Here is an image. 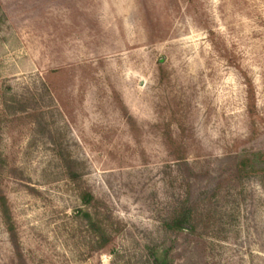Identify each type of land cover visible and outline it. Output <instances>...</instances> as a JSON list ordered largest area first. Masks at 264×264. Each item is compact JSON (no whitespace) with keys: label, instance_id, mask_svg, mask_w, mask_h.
<instances>
[{"label":"rangeland","instance_id":"obj_1","mask_svg":"<svg viewBox=\"0 0 264 264\" xmlns=\"http://www.w3.org/2000/svg\"><path fill=\"white\" fill-rule=\"evenodd\" d=\"M0 264H264V0H0Z\"/></svg>","mask_w":264,"mask_h":264},{"label":"trees","instance_id":"obj_2","mask_svg":"<svg viewBox=\"0 0 264 264\" xmlns=\"http://www.w3.org/2000/svg\"><path fill=\"white\" fill-rule=\"evenodd\" d=\"M3 215L5 217L8 216L6 208H4L3 204ZM8 221V219H7ZM168 228L174 231H180L184 229H189L191 225V215H190V208L183 206L176 215H174L170 221L167 223ZM9 234L12 239V243L15 247H17V242L15 240V233L12 226L9 225L8 227ZM19 256V255H18ZM17 256V257H18ZM19 259H21V256H19ZM22 262V261H21Z\"/></svg>","mask_w":264,"mask_h":264}]
</instances>
